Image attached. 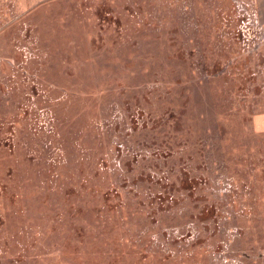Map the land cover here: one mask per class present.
Masks as SVG:
<instances>
[{
  "label": "rangeland",
  "instance_id": "374dc122",
  "mask_svg": "<svg viewBox=\"0 0 264 264\" xmlns=\"http://www.w3.org/2000/svg\"><path fill=\"white\" fill-rule=\"evenodd\" d=\"M251 6L247 0H0V252L20 225L17 244L42 238L49 264H74L73 245L66 246L74 234L73 198L64 196L71 178L61 169L79 149L78 119L68 120L70 111L75 117L88 109L83 118L97 125L90 135L111 163L124 143L155 129L162 165L171 147L162 139L182 104L199 137V149L186 150L218 152L224 171L232 159L264 170V133L257 132L264 131V28L247 11ZM128 11H136V22L128 21ZM240 140L255 150L228 156L230 143ZM142 153L154 157L151 147L134 150L143 160ZM229 185L220 172L203 192L220 222V253L206 254L215 235L204 230L198 238V221L188 220L184 206L178 212L184 218L165 230L197 245L198 264H264V180L248 181L247 195L234 196L242 209L247 203L244 216L231 217L223 206ZM6 254L26 258L23 246Z\"/></svg>",
  "mask_w": 264,
  "mask_h": 264
},
{
  "label": "trees",
  "instance_id": "16d2710c",
  "mask_svg": "<svg viewBox=\"0 0 264 264\" xmlns=\"http://www.w3.org/2000/svg\"><path fill=\"white\" fill-rule=\"evenodd\" d=\"M129 16L132 19L129 18L128 21L136 22V11H128L127 17ZM131 27L128 25L127 30ZM178 110L179 113L173 119L175 122L165 130L167 139H162L165 145L167 142L171 143L169 152L161 161L162 165L156 157L160 152L157 147V131L154 138L155 129L148 128V136L142 135L141 139L124 143V151L117 154L115 163H111L109 158L108 161L106 159L105 155H109V152H105V146L96 136L90 135L97 125H92L83 118L88 109L83 108L75 117L69 112L68 120L78 119V127L73 129L78 133L79 149L74 161L73 158L68 159L61 169L66 172V180L71 178V187L65 186L64 196L66 200L73 198L70 207L74 214L71 228L74 234L72 238L68 235L66 246L69 242L73 245L74 264H198L201 262L202 252L197 251V245L193 243L189 246L173 232L165 230L170 222L184 218L181 215L183 210L178 214L182 206L185 207L188 220L196 217L198 222L195 223L198 224L193 229H196L198 238L204 230L215 235L206 254L210 255L213 251L220 253L224 246L219 243L220 222L215 214L216 208L207 204L208 200L203 193L206 188L214 185L220 172L227 173L230 178L229 190L223 193L226 199L223 206H228L229 216H234V213L242 216L248 214L246 201V207L242 209L241 202L234 196L238 192H244L248 181L255 184L258 180H264V170L259 169L260 173L257 172L249 159L244 163L239 159H232V168L224 171V167H220L221 162H217L219 156L222 158L218 152L206 156L202 150L197 153L186 150L198 147L199 137L192 131L198 126L187 122L189 117L182 104L178 105ZM259 114L262 113L256 116ZM254 126L256 128L255 123ZM257 132L264 133L259 130ZM255 146H249L240 140L230 143V149L226 153L230 157L231 153L235 156L247 155L249 149L255 150ZM150 147L154 151V157L151 153L150 157L142 153V160L138 159V153H135L137 156L134 155L136 148L144 151V148ZM215 148L220 150V146ZM148 168L154 173H166L152 177ZM27 179L32 177L27 176ZM212 190L215 192V189ZM0 193L3 195V189ZM63 208L67 216L68 211L65 206ZM19 228L14 227V236H17ZM69 231L65 228V232ZM152 234H156L157 243L152 239ZM183 234L182 231L179 235ZM14 236L11 242L4 239L1 243L0 264H14L15 258L21 259L23 264H49L45 258L49 254L48 241L46 246L42 238L39 241L21 240L17 244L19 237ZM19 246L24 248L25 259L21 255L6 254L8 250H16ZM228 254L227 259L234 260L232 258L235 255L231 252Z\"/></svg>",
  "mask_w": 264,
  "mask_h": 264
},
{
  "label": "crops",
  "instance_id": "0c3cea01",
  "mask_svg": "<svg viewBox=\"0 0 264 264\" xmlns=\"http://www.w3.org/2000/svg\"><path fill=\"white\" fill-rule=\"evenodd\" d=\"M247 1L251 2L253 5L251 7L246 8L247 11L254 12L255 15L252 18L254 19V21L258 22L257 23L258 27L264 28V0H247Z\"/></svg>",
  "mask_w": 264,
  "mask_h": 264
}]
</instances>
